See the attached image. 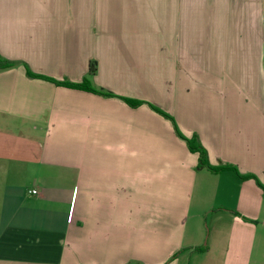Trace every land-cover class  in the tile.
Masks as SVG:
<instances>
[{"label": "crops", "instance_id": "obj_1", "mask_svg": "<svg viewBox=\"0 0 264 264\" xmlns=\"http://www.w3.org/2000/svg\"><path fill=\"white\" fill-rule=\"evenodd\" d=\"M147 1L0 0V55L156 104L264 185L263 101L231 79L263 75L264 0ZM199 160L147 104L0 69V264H264V190Z\"/></svg>", "mask_w": 264, "mask_h": 264}, {"label": "trees", "instance_id": "obj_2", "mask_svg": "<svg viewBox=\"0 0 264 264\" xmlns=\"http://www.w3.org/2000/svg\"><path fill=\"white\" fill-rule=\"evenodd\" d=\"M18 65H25L26 70H27V74L30 78L43 79V80H46V81L53 83L56 86H63V87L71 88V89L83 90L86 92H90V93H94V94H98V95L106 96V97H117V98L122 99L124 102H126V104L128 106H130L132 108H138L144 104L149 105V107L152 110H154L158 114L164 116L165 118L169 119L173 123L176 135L187 143V146L191 152L199 154V159H200L199 160V166H198L199 169L203 168V169H206L212 173H220L222 171L231 170L234 173H236L241 179H244V180L255 179L257 181L258 185L260 187H262V189L264 190V185L254 175H251V174L242 175L239 173V171L237 170V168L235 166L230 165V164L219 165V166L212 165L210 163L209 153H208L207 149L198 140V138H190L189 139V138L185 137L182 134V132L180 131V129L176 123L175 118L173 116H171L169 113H167L166 111H164L163 109H161L160 107L156 106L155 104H152V103L144 101V100H136V99H132V98L121 97V96H117L113 93L98 90L92 86V84L90 83V81L88 79H85L81 83H72L69 81H60V80H56V79L51 78V77L42 76V75L36 74L32 70H30L29 66H27L24 62L9 61V60L2 58V56L0 55V69L13 68V67H16ZM97 71H98V64L96 61H92L90 63V66H89V75L94 76V75H96Z\"/></svg>", "mask_w": 264, "mask_h": 264}, {"label": "rangeland", "instance_id": "obj_3", "mask_svg": "<svg viewBox=\"0 0 264 264\" xmlns=\"http://www.w3.org/2000/svg\"><path fill=\"white\" fill-rule=\"evenodd\" d=\"M149 1H151V3L153 4L154 0H149ZM145 3L147 5H149L147 0H146ZM157 3H158V0H157ZM151 17H152V20H153V13H151ZM238 63H242V62H238ZM251 71H253V70H251ZM251 71L248 70V72H251ZM231 79H232L233 82L236 81V83H233V84H238L239 83L238 79H240L242 86L243 85H246V86L248 85V86L256 87V88H252L254 91H256V93H254V94L253 93H247V96H248L249 99L246 96L245 97L248 100L254 99V100H257V101H261V100L263 101V103H262L263 107H261V113H262V118L264 120V71H263V75L262 76H248L246 78H236V77L233 78L232 77ZM233 84H231V85H233ZM92 86L94 87L93 84H92ZM145 95L148 96L147 94H145ZM150 95H149L150 97H154L155 96V94H150ZM158 97H159L158 94H156V96L154 98H151V99L157 100ZM136 100H139V99H136ZM199 100H202V98H200ZM262 139H263V143H264V135L262 136ZM263 147H264V144H263Z\"/></svg>", "mask_w": 264, "mask_h": 264}, {"label": "built area", "instance_id": "obj_4", "mask_svg": "<svg viewBox=\"0 0 264 264\" xmlns=\"http://www.w3.org/2000/svg\"><path fill=\"white\" fill-rule=\"evenodd\" d=\"M29 192H30L32 195L37 194V190H35V189H34V190H30Z\"/></svg>", "mask_w": 264, "mask_h": 264}]
</instances>
